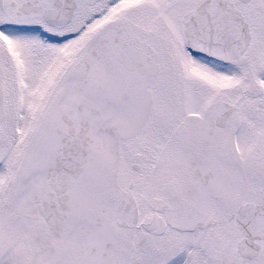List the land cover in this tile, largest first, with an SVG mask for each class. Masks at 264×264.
<instances>
[{
    "label": "snow or ice",
    "instance_id": "6c2138e0",
    "mask_svg": "<svg viewBox=\"0 0 264 264\" xmlns=\"http://www.w3.org/2000/svg\"><path fill=\"white\" fill-rule=\"evenodd\" d=\"M0 264H264V0H0Z\"/></svg>",
    "mask_w": 264,
    "mask_h": 264
}]
</instances>
